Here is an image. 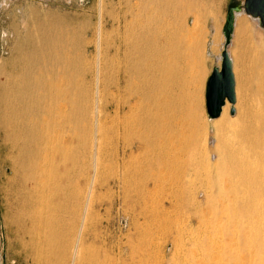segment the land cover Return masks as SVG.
I'll return each mask as SVG.
<instances>
[{
    "label": "bare ground",
    "instance_id": "obj_1",
    "mask_svg": "<svg viewBox=\"0 0 264 264\" xmlns=\"http://www.w3.org/2000/svg\"><path fill=\"white\" fill-rule=\"evenodd\" d=\"M139 1L136 11L127 10L130 16L113 20L121 37L111 44V56L107 50L111 58L102 49L100 1L93 41L63 18L31 12L10 68L0 69L2 145L12 194L21 200L17 214L31 223V249L36 253L44 247L43 259L68 253V264H125V252L136 264H145L155 243L152 237L142 240L139 219L160 227L157 200L168 196L171 209L189 211L193 234L189 248L175 249L176 264H264V65L263 71L256 69L258 90L250 93L247 72L255 69L245 70L243 51H236L241 55L233 61L229 45L237 98L232 105L225 101L219 123L207 122L182 99L192 79L201 80L200 72L193 77L190 70L194 43L177 55L169 82L159 81L154 67L167 21L159 14L186 13L189 0ZM245 15L241 5L227 15L233 22L229 44L252 42V17ZM251 20L262 29L257 19ZM92 44L91 64L87 53ZM261 49L257 56L264 59V36ZM203 51L197 47L196 55L202 58ZM231 109L233 119L227 114ZM105 146L111 148L109 164ZM114 166L121 170L116 184L134 239L124 244L112 240L108 254L97 249L86 256L85 236L97 227L96 194L112 189L105 179L114 174L105 171ZM147 200L153 201L149 208Z\"/></svg>",
    "mask_w": 264,
    "mask_h": 264
},
{
    "label": "rangeland",
    "instance_id": "obj_2",
    "mask_svg": "<svg viewBox=\"0 0 264 264\" xmlns=\"http://www.w3.org/2000/svg\"><path fill=\"white\" fill-rule=\"evenodd\" d=\"M100 1L102 2L103 21L102 49L106 58L107 56L110 57L112 55V53L110 52L111 44H113L116 39L118 40V38L121 37L120 34H118L117 31L112 28L113 20L115 19V17H122L124 14H128L127 16H130V13L127 12V10L129 11L131 9L132 11H136L138 6L141 4L139 0H0V69L10 68L11 59L15 56V50L18 46L17 40L19 37H22L23 34H25V28L23 26V23L28 19V16L31 12H39L40 14H51L63 18L67 23L71 22L70 24L72 26L83 28L85 37H88H86L87 41H93L95 38L94 31H96L97 28L98 4ZM242 1L243 0H189V7L187 5V7L185 8L186 10L184 9L187 12L185 13L184 11H182L181 13L180 11L179 14L181 15L182 19L178 21H174L175 19H178L180 17L178 13H171L169 14V16H166L164 14L162 16V13L159 14L160 18L167 21L163 24L164 28H162V37L160 38L161 47L157 50L156 54L154 55V67L156 69V75L159 78V81L163 80L165 82H169L173 76V62L176 59L177 55L183 53L186 50H189L191 44L194 43V45L192 46L193 52L195 51V54L193 56V59L195 60L190 66V70L191 75L193 77L196 75L197 72H200L201 80L197 83L195 79H192L193 81H191L193 83H190V86L184 89L182 99L185 102L192 103L197 113H199V115L204 120H207V122L210 121L213 124H217V122L219 123L220 119L219 117L211 119L207 114L205 105L206 82L212 72V69L214 67L219 68L221 64V51L223 50L225 43L224 26L227 19V15L232 9L241 5ZM230 8L232 9L230 10ZM245 16L248 17L247 15ZM248 18L250 19L251 17L249 16ZM251 19L249 20V23L252 24V42L248 44L249 46L247 45V43H244L246 45L244 47L248 46L249 48H244L242 47V45L241 47H238V45L235 44L236 42H230L229 45L231 48L230 50L233 61L237 60V55H241V53L239 54L236 51H243V67H245L246 64L250 67V64L253 63L251 64L253 66H251L250 68L245 67V70L248 71V69H255L253 71L249 70L247 72V75L251 77L249 78V84L251 85H248L247 88L250 87V93L254 94L257 92L259 87L258 71L261 70L260 67L264 65V59L257 56V52L262 51V36H264V33L263 30L256 25V22ZM197 47H201L204 49V55L202 58L196 55ZM244 49H247L249 52L246 50V54V51H244ZM256 49L258 51H256ZM107 50L110 52V56L107 54L109 53ZM254 51L256 52L255 55ZM251 52L252 55L249 54ZM250 56L251 58L253 56L256 58H248ZM94 57L95 47L92 44L90 45L87 53V58L90 60V62L93 60L91 64L94 62ZM244 58H246L247 60ZM248 59L249 61H252L254 59V62L250 61L251 63L249 64L246 62L248 61ZM256 61L258 62V64ZM260 62L261 66H259ZM235 67V71L237 72L239 70L237 73L240 74L239 72H241V67L239 68V65H235ZM262 68L264 69V66ZM256 69H258V71ZM236 72L235 74H237ZM249 73L251 75L253 74V76H250ZM0 80H2V78H0ZM236 95L237 91L235 83V98H237ZM227 114L230 119H233L235 117L234 115L229 113V111ZM212 130L214 131V128L212 129L211 127L210 135H212ZM2 138L3 134L0 130V226L3 243V264H68V253L67 256H65L64 258L61 253V255H59L58 257L52 256L48 259H43L44 254L41 255L40 253H42V250L44 251V247L42 250H39L36 253L33 249H31V247L35 244L31 242V237L29 235L31 223L27 217H25L24 219L19 214H17L18 209L21 205V200L19 199L18 201H16L14 194H12V174L11 172H9L10 170L7 165L9 164V160L7 159V151L2 145ZM105 149L107 154L105 160L106 163H108L110 159L109 149L111 148L110 146H105ZM120 171L121 170L116 166H114L113 168L106 167L105 174L112 172L114 174H112L113 176H111L109 179H105V181L109 183V187L112 189H103L97 191V193H99V196L96 194L97 204H95L93 220L94 223H97L98 228L96 227V230L89 229L85 236V246L88 248L86 256H88L89 252H94L98 250H104L108 254V248L111 246L110 242L112 240L114 242L124 244L126 243L127 239H134L132 234L133 232L131 233L132 229L130 227L129 219L125 216L126 210L121 198V192L117 189L118 186L116 184V173H118L117 175L120 176ZM101 195L103 196L102 198ZM99 198H101V200ZM169 199L170 198L168 196H162L160 197V200H157V202H159L156 205V209L157 211H161L164 214L163 215L161 213L160 227L151 226V223L148 222L149 220L146 219V221L144 218L142 219V216L139 219V222L142 224V227L144 226L143 236L141 237L142 240H149L150 237H152L155 243L153 246L154 248H151V250H149V252L147 253V256L149 255V259H147L145 264H176V258L174 256L175 249L178 247L179 250L183 251L182 247L189 248L190 246L189 237H192L193 234L192 231H190L191 226L188 223L189 211L187 209H178L176 211L171 209ZM151 203L153 204L152 200H147V208H149V205ZM120 204L122 207L120 206ZM98 207L99 209H97ZM163 208L167 209H164V211ZM167 212L169 214L168 216L170 217L168 218L170 220L168 222H166L165 220V213ZM104 213H106V215ZM103 218H105L106 220ZM78 222L79 219H77V224ZM109 223L111 225H109ZM103 224L106 226L105 228ZM193 226H195V223L193 224ZM111 230L114 231L112 232ZM121 233L123 234V236ZM95 234L98 236L96 240L95 238L93 239V236ZM163 245L167 246L166 252L164 254L158 252L159 248L163 247ZM54 249V247L48 248V250ZM32 250L35 254L32 252ZM46 250L47 248H45V251ZM121 256L123 260L125 259V264H136L137 262L136 258H133V260H131L132 258L130 257V254L128 252L122 253ZM37 257L38 259H40L38 260Z\"/></svg>",
    "mask_w": 264,
    "mask_h": 264
},
{
    "label": "water",
    "instance_id": "obj_3",
    "mask_svg": "<svg viewBox=\"0 0 264 264\" xmlns=\"http://www.w3.org/2000/svg\"><path fill=\"white\" fill-rule=\"evenodd\" d=\"M241 7L244 14L258 20L264 33V0H243ZM232 23V18L228 17L224 28L226 43L221 51L220 67L212 69L206 82L205 105L207 114L212 119L220 116L225 101L231 104L235 103V78L231 60L226 50L232 34ZM230 113L233 115L234 109H231Z\"/></svg>",
    "mask_w": 264,
    "mask_h": 264
},
{
    "label": "crops",
    "instance_id": "obj_4",
    "mask_svg": "<svg viewBox=\"0 0 264 264\" xmlns=\"http://www.w3.org/2000/svg\"><path fill=\"white\" fill-rule=\"evenodd\" d=\"M3 243H2V232H1V226H0V264H3Z\"/></svg>",
    "mask_w": 264,
    "mask_h": 264
}]
</instances>
